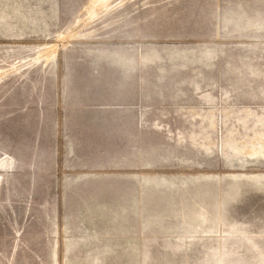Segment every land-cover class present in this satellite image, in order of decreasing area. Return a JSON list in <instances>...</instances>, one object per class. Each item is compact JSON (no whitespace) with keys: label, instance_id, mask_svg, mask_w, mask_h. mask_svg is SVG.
<instances>
[{"label":"rangeland","instance_id":"rangeland-1","mask_svg":"<svg viewBox=\"0 0 264 264\" xmlns=\"http://www.w3.org/2000/svg\"><path fill=\"white\" fill-rule=\"evenodd\" d=\"M0 179V264H264V0H0Z\"/></svg>","mask_w":264,"mask_h":264},{"label":"bare ground","instance_id":"bare-ground-1","mask_svg":"<svg viewBox=\"0 0 264 264\" xmlns=\"http://www.w3.org/2000/svg\"><path fill=\"white\" fill-rule=\"evenodd\" d=\"M98 1V0H97ZM93 3H95V2H93ZM8 165V164H7ZM11 165V164H10ZM9 166V165H8ZM1 180V179H0Z\"/></svg>","mask_w":264,"mask_h":264}]
</instances>
